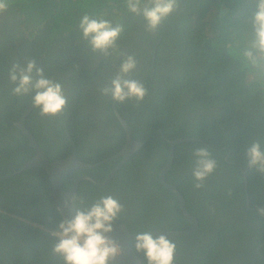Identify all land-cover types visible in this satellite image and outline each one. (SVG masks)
I'll return each instance as SVG.
<instances>
[{"label": "trees", "instance_id": "1", "mask_svg": "<svg viewBox=\"0 0 264 264\" xmlns=\"http://www.w3.org/2000/svg\"><path fill=\"white\" fill-rule=\"evenodd\" d=\"M124 2L0 0L10 5L0 10V264H64L53 251L52 231L62 218L47 174L36 166L18 172L36 151L16 123L31 107L25 127L49 161L70 155L69 137L78 160L107 159L70 171L62 179L69 190L70 178L87 174L100 182L121 163V155L113 156L126 132L113 102L131 138L142 144L105 185L80 181L76 210L112 195L122 205L113 225L123 224L131 234L189 229L159 171L170 141L191 138L174 144L164 175L197 220L192 233L169 237L175 244L172 264H264V170L250 167L246 155L255 142L264 147V64L254 65L243 54L254 0H176L155 29L127 12ZM85 13L121 26L109 55L93 51L82 37L78 22ZM127 55L137 64L126 78L142 83L146 94L117 101L102 89ZM29 61L61 83L66 104L60 112L42 115L31 92L13 93V65ZM200 147L216 166L197 182L192 169ZM134 242L130 246L147 264Z\"/></svg>", "mask_w": 264, "mask_h": 264}, {"label": "clouds", "instance_id": "2", "mask_svg": "<svg viewBox=\"0 0 264 264\" xmlns=\"http://www.w3.org/2000/svg\"><path fill=\"white\" fill-rule=\"evenodd\" d=\"M251 13V34L244 56L254 65L264 64V0H254ZM8 3H0V10H7ZM127 12L140 15L148 29H155L176 7V0H125ZM82 37L93 51L109 55L114 50L122 28L102 15L82 14L78 22ZM137 60L127 55L119 64L115 75L103 87L102 92L112 99L124 101L135 97L143 99L146 89L136 79L126 78L135 69ZM14 83L13 93H32L31 103L42 115H54L66 104L61 83L47 77L43 70L29 61L26 65L14 64L10 73ZM193 178L203 181L215 168L216 162L206 148L195 150ZM250 167L264 170V147L253 143L246 150ZM199 187V183L196 185ZM122 211V205L112 195L101 196L89 207L77 208L75 215L62 219L54 232L56 243L53 251L59 254L64 264H109L121 253L118 242L107 233L112 232L113 222ZM53 233V232H52ZM134 248L142 253L147 264H172L175 244L165 235L154 236L149 231L136 233Z\"/></svg>", "mask_w": 264, "mask_h": 264}, {"label": "water", "instance_id": "3", "mask_svg": "<svg viewBox=\"0 0 264 264\" xmlns=\"http://www.w3.org/2000/svg\"><path fill=\"white\" fill-rule=\"evenodd\" d=\"M153 75V67L151 68V76ZM113 108L115 110L116 116L118 120L120 121L121 125L125 129L126 132V141L125 145L122 147V149L113 157H116L118 155L122 156L121 163L126 160V158L133 153L135 150L141 146V142L133 140L131 138V128L126 123V121L120 116L119 113L116 112L115 109V103L113 102ZM31 107L28 108L22 115L21 119L16 123V125L22 130V132L28 137L30 146L33 147L36 151V154L34 157H32L30 160L25 162V164L21 167V169L18 171H22L31 167H41L47 174L48 179L50 181L51 185V191H52V197L54 204L57 208V211L59 212L62 219L70 218L71 216L75 215L76 212V194H77V186L80 181L82 180H88L96 185L103 186L111 179L113 176L114 170L113 169L108 176L98 182L94 180L89 175H81L79 178H73L72 186L69 190H65L62 186V179L63 177H66L68 173L71 170L74 169H81L86 170L90 169L92 167H95L96 165L106 161L107 159H104L98 163L95 164H88L85 162H82L77 159L76 157V149L73 141L69 137L71 144H72V151L70 155H68L65 158L57 159L54 161H49L45 155L42 153L38 143L36 142L33 135L26 129L25 127V117L30 112ZM191 140V138L186 139H176L173 141H170L171 147L168 154V160L165 166L162 167V169L159 171V181L171 192H173L176 197L178 198L179 202V208L183 214V216L187 219V221L191 224L189 229L187 230H181V231H149L152 235L158 236V235H165L168 238L169 237H180L185 236L190 233H192L196 227H197V220L196 218L190 214L184 206V200L181 196V194L178 192V190L173 186L165 182L164 175L167 172V170L170 168L173 158V147L175 143L181 142V141H188ZM112 158V157H111ZM110 159V158H108ZM248 205V203H247ZM107 235L111 236L113 239H115L118 244L121 247V253L119 256H117L114 260L110 261L109 264H142L140 261L138 255L135 253V251L132 249V247L129 244V241H134L136 238V234H131L128 229L123 224L113 225V230L110 233H107ZM264 259V256H262Z\"/></svg>", "mask_w": 264, "mask_h": 264}, {"label": "flooded vegetation", "instance_id": "4", "mask_svg": "<svg viewBox=\"0 0 264 264\" xmlns=\"http://www.w3.org/2000/svg\"><path fill=\"white\" fill-rule=\"evenodd\" d=\"M124 130H125V129H124ZM125 141H126V139H125ZM124 145H125V143H124ZM124 145H123V146H124ZM127 158H128V157H127ZM127 158H126V159H127ZM124 161H125V160H124ZM124 161H123V162H124ZM123 162H122V163H123ZM120 165H121V163H120L118 166H116V168L119 167ZM116 168H115V169H116ZM161 169H162V168H161ZM161 169H160V170H161ZM74 170H75V169H74ZM79 170H81V169H79ZM71 171H72V170H71ZM82 175H84V174H82ZM86 175H87V174H86ZM80 176H81V175H80ZM80 176H79V177H80ZM79 177H77V178H79ZM70 179H71V181L73 182V178H70ZM165 182H166V181H165ZM178 192H179V191H178ZM179 193H180V192H179ZM180 194H181V193H180ZM181 196H182V195H181ZM182 198H183V196H182ZM183 200H184V199H183ZM184 206H185V201H184ZM247 206H249V205H247ZM179 207H180V206H179ZM185 209H186V207H185ZM186 210H187V209H186ZM190 225H191V224H190ZM55 231H56V230H53V231H52L53 234H54ZM261 256H262V255H261Z\"/></svg>", "mask_w": 264, "mask_h": 264}, {"label": "built area", "instance_id": "5", "mask_svg": "<svg viewBox=\"0 0 264 264\" xmlns=\"http://www.w3.org/2000/svg\"><path fill=\"white\" fill-rule=\"evenodd\" d=\"M52 235H53V233H52Z\"/></svg>", "mask_w": 264, "mask_h": 264}]
</instances>
